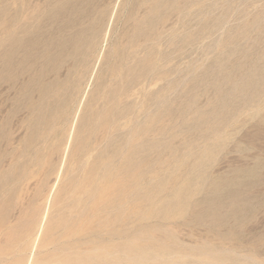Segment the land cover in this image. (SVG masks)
Instances as JSON below:
<instances>
[{
    "label": "rangeland",
    "instance_id": "374dc122",
    "mask_svg": "<svg viewBox=\"0 0 264 264\" xmlns=\"http://www.w3.org/2000/svg\"><path fill=\"white\" fill-rule=\"evenodd\" d=\"M29 1L0 0V51L14 7L37 37L0 67V264H264V0Z\"/></svg>",
    "mask_w": 264,
    "mask_h": 264
},
{
    "label": "bare ground",
    "instance_id": "6f19581e",
    "mask_svg": "<svg viewBox=\"0 0 264 264\" xmlns=\"http://www.w3.org/2000/svg\"><path fill=\"white\" fill-rule=\"evenodd\" d=\"M10 1H12V0H9V4L10 3H12V2H10ZM17 1V0H16ZM15 0H14V2H16ZM35 2H36V0H34ZM38 1V0H37ZM53 1V0H52ZM13 2V5L14 4H16V3H14ZM26 2V4L28 3L27 1H25ZM29 2H33V1H29ZM34 2V3H35ZM70 2V1H69ZM20 3H22V2H20ZM47 3H49V2H47ZM25 4V5H26ZM36 4V3H35ZM38 4V3H37ZM52 4V3H51ZM56 4V3H55ZM62 4H63V2H62ZM6 5V4H5ZM13 5H12V7H11V5L10 6H8L9 8L7 9V10H9L10 9V7H11V9L13 8ZM21 5H23V4H21ZM34 5V4H33ZM31 5V4H27L26 6H25V8H26V10L28 11V13H26L27 15H31L32 14V12H35V11H41L42 10V4H39V7H36L35 8V6L36 5ZM59 5V4H58ZM41 6V7H40ZM49 6H50V4H49ZM54 6V5H53ZM76 7H78V6H76ZM90 7V6H89ZM15 8V7H14ZM14 8H13V13H11V12H9L8 11V15H6L5 17H6V19H5V22H3V29L6 31V35L8 36V44L5 46V48L3 49V50H1L0 51V67H1V63H2V65H4V66H6V64L7 63H11V60L13 59V60H15L16 58H17V56L21 53V52H29V51H31V48L33 49V47H35L36 46V44H37V37H32V39H30V38H26L25 37V31H23L24 30V28H25V26H24V24L22 25V18H23V16L21 15V14H19L20 12H22V10L19 12V11H17V13L18 14H16V12L14 13ZM23 8H24V5H23ZM24 8V9H25ZM35 8V9H34ZM55 8V7H54ZM10 9V10H11ZM29 9L32 11H29ZM32 9H34V10H32ZM25 10V11H26ZM26 11V12H27ZM46 12V11H45ZM50 12V11H49ZM87 12V11H86ZM90 12V11H89ZM51 13V12H50ZM93 13V12H92ZM43 14H45L44 12H43ZM55 14V13H54ZM58 14L59 15H61V13L59 12V11H57L56 12V14H55V16H58ZM84 14V13H83ZM38 15H39V13H38ZM37 15V16H38ZM4 16V15H3ZM33 16V15H32ZM53 16V15H52ZM62 16V15H61ZM91 17V16H90ZM36 18V17H35ZM40 18V17H39ZM44 18H45V16H44ZM28 19V18H27ZM37 19V18H36ZM46 19V18H45ZM44 19V20H45ZM56 19H59V18H57L56 17ZM1 20V19H0ZM39 20V19H38ZM73 20V19H72ZM24 21V20H23ZM37 21V20H36ZM46 21H47V19H46ZM55 22V21H54ZM37 23V22H36ZM36 23H35V25H36ZM43 23V22H42ZM69 23V22H68ZM67 23V24H68ZM78 23V22H77ZM29 24V26L32 24H30V23H28ZM44 24V23H43ZM56 24V23H55ZM79 24V23H78ZM27 25V24H26ZM34 25V27H36ZM77 25V24H76ZM28 26V25H27ZM32 26V25H31ZM49 26V25H48ZM75 26V25H74ZM59 27V26H58ZM61 27V26H60ZM89 27V26H88ZM157 27V26H156ZM31 28V27H30ZM50 28V27H49ZM79 28V27H78ZM155 28V27H154ZM55 29V28H54ZM87 30V29H86ZM95 30V29H94ZM27 31V30H26ZM62 31V30H61ZM85 31V30H84ZM83 31V32H84ZM91 31V30H90ZM93 31V30H92ZM29 32V31H28ZM35 32V31H34ZM44 32V31H43ZM82 32V33H83ZM51 33V32H50ZM75 33V32H74ZM81 33V32H80ZM91 33V32H90ZM52 34V33H51ZM55 34V33H54ZM76 34V33H75ZM84 34V33H83ZM27 35V34H26ZM39 35V34H38ZM53 35V34H52ZM66 35V34H65ZM86 35H87V33H86ZM30 36V35H29ZM48 38V37H47ZM70 38V37H69ZM3 39V38H2ZM46 39V38H45ZM65 40H66V38H65ZM69 41V40H68ZM51 42H52V40H51ZM77 42V41H76ZM52 43H54V41L52 42ZM56 43H57V40H56ZM55 43V44H56ZM80 43V42H79ZM86 43V42H85ZM50 44V43H49ZM53 45V44H52ZM60 45V44H59ZM68 45V44H67ZM88 45V44H87ZM2 46V45H1ZM55 46V45H54ZM70 46V45H69ZM85 46V45H84ZM182 46V45H181ZM3 47V46H2ZM71 47V46H70ZM1 48V47H0ZM73 48V47H72ZM41 49V48H40ZM50 49L51 48H49V46L47 47V49L46 50H48V53L50 52ZM62 49H64V48H62ZM87 49V48H86ZM58 51V50H57ZM56 52V51H55ZM65 52V51H64ZM28 54V53H27ZM54 55V54H53ZM62 55V54H61ZM64 55V54H63ZM55 56V55H54ZM62 57V56H61ZM22 58V57H21ZM57 58V57H56ZM67 58V57H66ZM50 59V58H49ZM12 60V61H13ZM36 60V59H35ZM57 60V59H56ZM3 61V62H2ZM31 61V60H30ZM15 62H16V60H15ZM32 62V61H31ZM27 63H28V61H27ZM52 64V63H51ZM56 64V63H55ZM58 64V63H57ZM59 65V64H58ZM15 66V65H14ZM60 66V65H59ZM41 67H42V64H41ZM9 68V67H8ZM2 69H4V68H2ZM31 69V68H30ZM48 70V69H47ZM8 71V70H7ZM34 71V70H33ZM3 72V71H2ZM32 73V72H31ZM24 74H25V72H24ZM13 75V74H12ZM4 77V76H3ZM6 78V77H5ZM32 79V78H31ZM28 80H30L29 78H28ZM4 81V80H3ZM34 81V80H33ZM2 82V81H1ZM13 82V81H12ZM37 83H38V81H37ZM31 84H33V83H31ZM46 84V83H45ZM12 86V85H11ZM29 86V85H28ZM9 88H10V86H9ZM31 88V87H30ZM55 88V87H54ZM40 89V88H39ZM22 90V89H21ZM26 90V89H25ZM34 90V89H33ZM18 91V90H17ZM10 92V91H9ZM27 92V91H26ZM34 92V91H33ZM11 94H12V92H11ZM33 94V93H32ZM23 96V95H22ZM29 96V95H28ZM25 100V99H24ZM28 100V99H27ZM21 104V103H20ZM18 108V107H17ZM23 108V107H22ZM163 112V111H162ZM18 114V113H17ZM163 117V116H162ZM10 125V124H9ZM8 131V130H7ZM34 133V132H33ZM263 134V133H262ZM137 135V134H136ZM3 136V135H2ZM148 137V136H147ZM138 138V137H137ZM8 140V139H7ZM133 140V139H132ZM138 140V139H137ZM137 147V146H136ZM3 151V150H2ZM264 153V152H263ZM141 156H142V154H141ZM145 157H147V156H145L144 155V158ZM148 158H149V156H148ZM263 159V158H262ZM132 160V159H131ZM260 160V159H259ZM264 160V159H263ZM3 161H4V159H3ZM1 162V161H0ZM262 163V162H261ZM257 164V163H256ZM255 164V165H256ZM255 165H254V167H255ZM258 166H260L259 164H258ZM262 166V165H261ZM263 167V166H262ZM260 168V167H259ZM256 170H257V168H256ZM261 170V169H260ZM118 171V170H117ZM249 171V170H248ZM263 171V170H262ZM125 172V171H124ZM261 172V171H260ZM264 172V171H263ZM263 172H262V174H263ZM243 173V172H242ZM246 173V172H245ZM252 173V172H251ZM114 174V173H113ZM259 174V173H258ZM244 175V174H243ZM248 175V174H247ZM254 176V175H253ZM245 177V176H244ZM240 178V177H239ZM242 178V177H241ZM261 178H262V175H261ZM248 179V178H247ZM263 179V178H262ZM233 180V179H232ZM240 180V179H239ZM238 180V181H239ZM249 180V179H248ZM251 180V179H250ZM237 181V182H238ZM241 181L242 180H240L239 182L241 183ZM261 181V180H260ZM234 182V181H233ZM247 182V181H246ZM256 182V181H255ZM231 184H232V182H231ZM254 184V183H253ZM220 185V184H219ZM234 185V184H233ZM243 185H245V184H243ZM248 185V184H247ZM253 187H255V185L253 186ZM217 188V187H216ZM243 189V188H242ZM241 189V190H242ZM254 203V202H253ZM258 207V206H257ZM83 261V260H82ZM86 261V260H85ZM84 261V262H85Z\"/></svg>",
    "mask_w": 264,
    "mask_h": 264
}]
</instances>
